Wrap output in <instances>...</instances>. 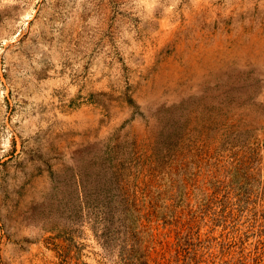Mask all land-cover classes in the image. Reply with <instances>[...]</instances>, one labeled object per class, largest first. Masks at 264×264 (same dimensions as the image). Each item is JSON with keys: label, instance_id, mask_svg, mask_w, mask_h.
Returning a JSON list of instances; mask_svg holds the SVG:
<instances>
[{"label": "rangeland", "instance_id": "rangeland-1", "mask_svg": "<svg viewBox=\"0 0 264 264\" xmlns=\"http://www.w3.org/2000/svg\"><path fill=\"white\" fill-rule=\"evenodd\" d=\"M117 178L217 181L195 259L264 264V0H0V264H122ZM151 224L165 261L186 226Z\"/></svg>", "mask_w": 264, "mask_h": 264}, {"label": "trees", "instance_id": "trees-1", "mask_svg": "<svg viewBox=\"0 0 264 264\" xmlns=\"http://www.w3.org/2000/svg\"><path fill=\"white\" fill-rule=\"evenodd\" d=\"M153 167L151 170H155ZM158 175L160 174L153 172V177ZM216 182L211 179L208 181L210 188L215 186L211 194L206 193L205 188L200 194L196 190H200L201 187L193 186L194 193H191L194 201H190L189 197H182L177 202H173V200L169 205L158 197H151L152 190L147 186L148 184H145L142 188L136 185L137 188H140L138 189L141 193L139 196L136 191L130 192L128 186L124 185L121 180L118 181L117 178L115 181L116 196L106 200L103 204V212L106 218H103L102 221L101 238L104 244L117 247L122 264H167L171 262V256L176 257L175 264H178L176 261H178L177 253L179 251L183 252L184 264H189L192 260L195 264H198V260L195 259V250L196 246L202 241L193 240L189 223L198 213H206L209 209L210 203L220 187L219 183ZM181 186L184 187L185 185L182 184ZM154 190L158 191V189ZM183 193L186 194L187 192L184 191ZM223 206L222 211L219 213V218L222 219L225 218V214L222 213L225 210V205ZM178 207L180 208L179 211ZM173 222L176 226L178 224L186 226L184 231H176L175 233V254L169 256L165 261H163L165 258L163 252H158L155 257H152L150 255L151 243L155 239L151 232V223H156V225L161 223L165 226ZM158 242H161V239ZM221 264H227V262Z\"/></svg>", "mask_w": 264, "mask_h": 264}]
</instances>
